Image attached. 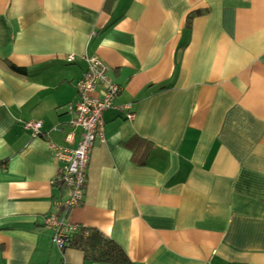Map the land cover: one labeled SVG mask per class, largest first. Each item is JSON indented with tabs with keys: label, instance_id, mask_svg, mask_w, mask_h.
<instances>
[{
	"label": "crops",
	"instance_id": "obj_1",
	"mask_svg": "<svg viewBox=\"0 0 264 264\" xmlns=\"http://www.w3.org/2000/svg\"><path fill=\"white\" fill-rule=\"evenodd\" d=\"M91 59L121 92L59 220L131 264H264V0H0V264H90L45 222Z\"/></svg>",
	"mask_w": 264,
	"mask_h": 264
},
{
	"label": "built area",
	"instance_id": "obj_2",
	"mask_svg": "<svg viewBox=\"0 0 264 264\" xmlns=\"http://www.w3.org/2000/svg\"><path fill=\"white\" fill-rule=\"evenodd\" d=\"M70 57L68 61L73 62ZM100 63L96 59L88 61V72L77 84L79 101L69 107V112L74 115L70 123L69 133L65 138L69 148L52 146L60 168L55 184L61 185L69 192V199L63 204H57L56 214L46 219L45 225L53 232V244L64 251L69 248V236L76 235L81 230L79 227L65 225L58 218L60 210L67 217L74 209L82 206L85 197L87 172L93 147L96 142L105 144L104 121L106 112L113 108L114 102L119 97L121 90L100 72ZM101 89L102 97H97ZM120 112H127V119L132 120L129 107L119 108ZM25 130L32 133L33 139L41 136L42 125L31 122L25 125ZM81 131L82 135L78 146L73 148L74 134Z\"/></svg>",
	"mask_w": 264,
	"mask_h": 264
},
{
	"label": "trees",
	"instance_id": "obj_3",
	"mask_svg": "<svg viewBox=\"0 0 264 264\" xmlns=\"http://www.w3.org/2000/svg\"><path fill=\"white\" fill-rule=\"evenodd\" d=\"M199 15H190L188 21ZM69 245L68 249L82 252L90 264H131L121 249L98 231L81 229L69 236Z\"/></svg>",
	"mask_w": 264,
	"mask_h": 264
}]
</instances>
